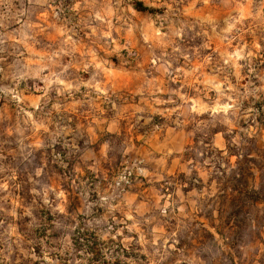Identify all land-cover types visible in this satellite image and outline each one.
<instances>
[{"label":"clouds","instance_id":"obj_1","mask_svg":"<svg viewBox=\"0 0 264 264\" xmlns=\"http://www.w3.org/2000/svg\"><path fill=\"white\" fill-rule=\"evenodd\" d=\"M53 2L54 0H0V53L5 52L6 43L10 39L15 41L16 46L23 44L32 53L27 62H24V53L17 48V57L9 70L0 67V76L10 77L14 85L0 86V93L6 97L10 96L11 100L22 101L26 99L23 92L28 90L29 82L36 91L42 93L31 105L38 111L26 112L23 108L20 110L24 119L16 131L22 137L25 131L30 130H40L47 134L37 145H25L22 149L19 161L22 169H35V176H41L43 170L35 166V150L38 148H51L53 157L67 168L62 158L64 152H70L67 142L63 140L65 128L57 123L54 130H49L52 122L63 116L61 98L66 101L68 97H75L79 93L86 99L77 100L75 103L95 105L97 101H110L114 95L115 78L127 75L126 68L134 69L133 61L138 56L139 36H143L145 45L150 50L148 58L152 67L161 75L151 80L145 77L147 87L144 94L150 103L147 107L138 106L133 113L138 129L162 130L165 125L173 129L191 125L194 136H205L210 129L219 125L231 126L234 119L247 120L250 114H260L256 112L255 105L257 102L264 103L261 95L264 94V77L257 73L253 57L261 50V43L257 41H264V0H203L204 5H222L227 9L226 15L218 19H213L212 16L199 17L195 21L187 20L181 13L177 7L179 0H154L156 7L166 11L163 15L156 16L154 21L144 22L139 26L127 15V11L131 9L123 7L125 0H82L76 7L90 11L87 17H81L78 23H73L71 16L66 19L57 17V9L52 7ZM42 9H51L52 16L57 17L61 25L57 31L63 39L55 48L49 46L47 51L36 53L31 46L44 45L37 41L34 35L29 34L34 32V25L22 22L20 18L31 16ZM59 11L65 12V9L60 8ZM13 21L20 25V29L10 35L9 29ZM196 25H199L198 29ZM86 28L90 29L88 35L95 50H82L81 41L73 39L71 35ZM246 34H252V44L245 42ZM197 39H203L205 42L197 49L195 56L200 63L193 67L189 45ZM213 42H217L215 49L208 55H201V51L210 49ZM101 43L105 54L98 55ZM113 56L116 57L115 61L111 59ZM181 57L184 66L174 67ZM3 59L0 57V63ZM205 69L209 71L206 73ZM245 69L250 77L256 76L261 81V87H253L250 79L241 92L232 84L231 77L235 75L239 81ZM82 73H87L90 79H85ZM139 75L143 76V72L140 71ZM82 88L85 89L84 92H81ZM191 89H195L194 94ZM52 93L56 94V103L48 109ZM245 101H248L247 107L244 106ZM137 113L142 115L137 116ZM117 114L122 113L117 110ZM233 144L237 151L245 154L246 141L237 139ZM82 151L91 152L100 163L111 162L115 168L121 157L127 156L132 149L124 137L104 134L98 144L89 145L85 140L82 147L77 148L75 153L70 152V155ZM159 151V159L149 153L143 159L125 160L126 166L113 173L116 179L111 183L109 191L104 190L102 182H87V187L82 191L84 220L81 222L72 217L74 223L69 224L68 213L62 203L55 211L65 219L57 218L53 222L52 230H67L70 235L79 228L85 239L89 233H95L96 237L104 242V253L108 259L113 258L115 247L109 244V241H117L122 237L125 247L139 245V250L147 257V260L130 261L129 264H231L224 250L228 244L247 240V232L242 237L229 234L224 237L199 239L187 213L188 198L182 192L157 194L155 203L151 200L141 203L134 197L125 195L126 189L132 190V186L139 182L140 177L162 181L161 189L174 187L177 183L183 187L199 184V179L193 174L195 165L186 168L183 182L175 177L170 179L165 174L166 160L176 152H184L183 146H163ZM190 151L197 158L203 157V139L199 148L194 147ZM150 160H154L157 166L154 172L150 171ZM204 165L215 167L209 159H204ZM0 171H3L2 167ZM208 174L210 173L204 175ZM3 187L5 186L0 185V188ZM49 191L47 187L44 188L45 205L50 203L47 195ZM255 194L258 193H249ZM65 195L64 192L57 194L58 198ZM192 207L195 211L200 205L194 201ZM117 213L123 219H116L113 223ZM11 215L16 216L15 210ZM25 215L31 217L29 229H42L41 223L31 210ZM81 223L83 227H80ZM68 235L62 241L64 248L60 249L61 255L69 246ZM192 240H197L195 246L191 245ZM24 243H27L28 254L33 260L42 259L44 264H58V261H54L49 255V251L56 249H45L41 258L34 251L39 241H24L16 227L4 228L3 222H0V264H13L15 246ZM76 264H80V261Z\"/></svg>","mask_w":264,"mask_h":264},{"label":"rangeland","instance_id":"obj_2","mask_svg":"<svg viewBox=\"0 0 264 264\" xmlns=\"http://www.w3.org/2000/svg\"><path fill=\"white\" fill-rule=\"evenodd\" d=\"M137 2L142 3L143 7L149 9L150 12L135 11L133 6ZM80 3L82 0H54L52 7L57 9V17L60 19L71 16L73 23H78L80 18L87 17L90 11L87 8H77L76 5ZM16 7L18 8L19 5L17 4ZM123 7L131 9V11H127V15L138 26L144 22L154 21L156 16L163 15L166 11V9L156 7L154 0H125ZM177 7L189 21L207 16L218 19L225 16L227 12V9L222 5H204L203 0H179ZM60 8L65 9V12H60ZM100 10L97 9V11ZM57 17L52 16L51 9H47V11L42 9L34 12L31 16L25 15L20 18L22 22L26 21L34 25V32L29 34L34 35L35 39L44 45V47L39 44L32 45L33 52L47 51L49 46L55 48L63 39L57 31L61 26ZM195 27L198 29L199 25ZM19 29L20 25L13 21L9 34L11 35ZM89 32L90 29L86 28L83 31L71 33L73 39L81 41L82 50L84 48L95 50L88 35ZM137 39L139 41L137 44L138 56L133 61L134 69L126 68L127 75L115 78L114 95L110 101L105 103L97 101L95 105L75 103L77 100L86 99L79 93L75 97H68L66 101L61 98L64 108L63 116L54 120L49 129L50 131L54 130L57 123L65 128L63 140L67 142L71 153H75L77 148L82 147L85 140L89 145L98 144L104 134L124 137L132 151L127 156H122L115 168L111 162H98L88 151L73 155H70L69 151L64 152L62 158L67 164V168H65L60 161L53 157L51 148H38L35 150V166L43 170L41 176H35V169L32 171L22 169L19 166L22 149L25 145H37L38 142L45 139L47 134L40 130H30L25 131L22 137L16 131L24 119L20 110L23 108L26 112L38 111L31 105L32 101L42 93L36 91L31 82H29L28 90L23 92L26 99L22 101L11 100L10 96L6 97L0 93V167L3 168V171H0V185L5 186L0 188V222H3L4 228L16 227L24 241L30 239L39 241L35 245L34 251L41 258L45 249H56V251H49V255L54 261H58V264H76L77 261H80V264H129L130 261L147 260V257L139 250V245L125 247L122 237L117 241H109V244L115 247L112 252L113 258L108 259L104 253V242L100 241L95 233H89L85 239L79 228L70 235L67 230H52L54 229L53 222L57 218L65 219L55 209L63 203L68 213L67 222L74 223L72 217L82 222L84 220L82 191L87 187V182H102L104 190L109 191L111 183L116 179L113 173L126 166L125 160L143 159L149 153L159 159L161 155L159 150L163 146L177 148L183 146L184 152H176L166 160L165 174L170 179L175 177L183 182L186 177V168L195 165L193 174L199 179L197 186L183 187L177 183L174 187L161 189L162 181L157 182L140 177L139 182L132 186V190L126 189L125 195L134 197L141 203L145 200L155 203L157 194L170 195L177 191L182 192L188 198L187 213L191 217V223L196 228L199 239L224 237L229 234L242 237L247 232V240H238L236 243L228 244L224 254L230 258L231 264H264V103L257 102L255 105L259 115L250 114L247 120L236 121L234 119L231 126L219 125L215 129H210L205 136L199 134L194 136L191 125L175 129L165 125L162 130L138 129L135 126L133 113L138 106L147 107L150 103L144 94V89L147 87L145 77L151 80L154 77L159 78L161 74L151 65L148 58L150 50L147 49L143 36H139ZM244 40L246 43L252 44V34H246ZM121 42L123 43V40ZM204 42L203 39H197L196 42L189 45L193 67L200 63V60L195 56L197 49ZM257 42L261 43V50L258 55L253 57V65L256 67L257 73L264 77V41ZM216 43L213 42L210 49H203L201 55H208L212 52ZM17 48L24 53L23 59L24 62H27L32 53L23 44L16 46L15 41L10 39L6 43L5 52L0 53V57L4 58L0 67H5L6 71L9 70L17 57ZM253 51L256 50L253 49ZM103 54H105V50L101 43L98 55ZM77 55L79 56L80 53L78 52ZM111 59L115 61L116 57L113 56ZM182 66H184L183 57L174 67ZM140 71L143 72V76L139 75ZM204 71L207 73L209 70L205 69ZM82 75L85 79H90L87 73H82ZM250 79L253 87L262 86L256 76H249L247 69L241 73L239 81L233 75L231 82L242 92L249 84ZM0 86L14 85L10 77L0 76ZM84 91L85 89L82 88L81 92ZM190 91L194 94L195 89ZM261 95L264 100V94ZM51 97L47 105L48 109L53 103H56V94L52 93ZM244 106H248V101L244 102ZM117 110L122 114H117ZM136 115L142 114L137 113ZM201 139H203L204 156L197 158L190 150L194 147L199 148ZM237 139L246 141L245 154L237 151L233 144V141ZM57 149H59V145H57ZM204 159L212 160L215 167L204 165ZM149 163L150 171L154 172L157 167L155 161L150 160ZM207 173L210 174L204 175ZM227 181H229L228 187L231 188V191L227 192L231 194L233 203H229L222 197L220 186H222V182L224 184ZM45 187L50 189L47 194L49 205H45L43 202ZM244 190L247 192L245 197L242 194ZM59 192H64L65 197L58 198ZM249 193L258 194L249 195ZM194 201L200 205L199 209L195 211L192 207ZM13 210H15L16 216L11 215ZM29 210L37 217L42 229L28 228L31 217L25 213ZM116 219H123V217L117 213L112 222L115 223ZM80 227H83V223ZM50 230L52 231L50 232ZM66 235H68L70 243L67 250L61 255L60 249L64 248L62 241ZM190 243L195 246L197 240H192ZM14 256L13 264H44L42 259H32L28 254L27 243L15 246Z\"/></svg>","mask_w":264,"mask_h":264},{"label":"trees","instance_id":"obj_3","mask_svg":"<svg viewBox=\"0 0 264 264\" xmlns=\"http://www.w3.org/2000/svg\"><path fill=\"white\" fill-rule=\"evenodd\" d=\"M133 8H134V10L135 11H137V12H150V10L149 9H147V8H145V7H143V5H142V3H140V2H137V3H135L134 4V6H133ZM223 175V174H222ZM228 184H229V181H227V182H224V184H223V182H222V186H220L221 188V191H222V197L224 198V199H226L229 203H231L233 200V198L231 197V194H229L227 191H231V188H229L228 187ZM242 194H243V196L245 197V196H247L246 194H247V192L244 190V191H242ZM233 203V202H232Z\"/></svg>","mask_w":264,"mask_h":264}]
</instances>
